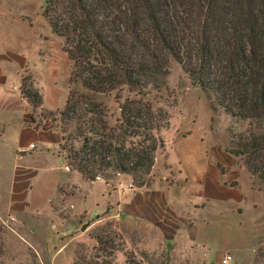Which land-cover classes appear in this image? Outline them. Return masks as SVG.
Masks as SVG:
<instances>
[{
  "label": "trees",
  "instance_id": "16d2710c",
  "mask_svg": "<svg viewBox=\"0 0 264 264\" xmlns=\"http://www.w3.org/2000/svg\"><path fill=\"white\" fill-rule=\"evenodd\" d=\"M41 16L62 39L70 89L56 112L40 109L29 75L19 90L32 127L59 123V149L73 172L90 182L109 172L132 182L150 173L168 117L141 97L164 84L174 62L229 118L224 152L241 160L254 190L264 188V0H44ZM76 83L88 94L72 89ZM122 88L139 98L120 102L115 94L118 117L109 126L93 95ZM68 139L72 146H64Z\"/></svg>",
  "mask_w": 264,
  "mask_h": 264
},
{
  "label": "crops",
  "instance_id": "0c3cea01",
  "mask_svg": "<svg viewBox=\"0 0 264 264\" xmlns=\"http://www.w3.org/2000/svg\"><path fill=\"white\" fill-rule=\"evenodd\" d=\"M43 3L0 0V192L11 216L49 213L64 164L60 133L29 124L19 90L29 75L40 109L56 112L70 89L71 63L41 16ZM245 171L215 146H164L149 184L133 187L129 176L115 174L116 190L96 216L132 222L139 240L169 248L184 263L220 264L229 255L232 264H264V188L254 190Z\"/></svg>",
  "mask_w": 264,
  "mask_h": 264
},
{
  "label": "rangeland",
  "instance_id": "374dc122",
  "mask_svg": "<svg viewBox=\"0 0 264 264\" xmlns=\"http://www.w3.org/2000/svg\"><path fill=\"white\" fill-rule=\"evenodd\" d=\"M72 89L88 94L79 83ZM115 94L120 102L139 98L125 88L108 95H93L94 101L105 109L104 119L109 126H114L118 117ZM141 99L148 101L152 109H161L167 114L168 125L158 133L164 146H215L224 152L227 129L231 125L229 118L220 110L210 108L203 94L191 85L176 63L170 62L164 84L158 89L147 87ZM59 127L56 122L39 130L50 128L59 132ZM66 128V135H72V124ZM64 144L72 146V141L65 140ZM34 146L38 148V144ZM58 153L64 164L59 171L60 186L55 187V194L48 202L49 213L11 216L5 209L4 193L0 192V264H189L179 256H170L169 248L149 247L145 240H139V232L133 230L132 222L104 218L102 214L96 216L111 199L108 192L116 190L115 174L109 172L108 178L98 174L97 181L101 183H92L73 173L65 165V153L60 149ZM244 174L247 177L246 171ZM149 175L134 181L148 183ZM129 178L130 185L136 187ZM82 226H85L83 231Z\"/></svg>",
  "mask_w": 264,
  "mask_h": 264
},
{
  "label": "built area",
  "instance_id": "2783aa9c",
  "mask_svg": "<svg viewBox=\"0 0 264 264\" xmlns=\"http://www.w3.org/2000/svg\"><path fill=\"white\" fill-rule=\"evenodd\" d=\"M51 122H42L41 125H39L38 128H44L46 126H48V124H50ZM29 149L32 150V149H35V146L34 145H30L29 146ZM64 169L67 170V167L64 165ZM95 180H99L98 177H95ZM128 188V187H127ZM231 258L229 255H224L221 260H220V264H227L228 262H230Z\"/></svg>",
  "mask_w": 264,
  "mask_h": 264
},
{
  "label": "water",
  "instance_id": "95a60500",
  "mask_svg": "<svg viewBox=\"0 0 264 264\" xmlns=\"http://www.w3.org/2000/svg\"><path fill=\"white\" fill-rule=\"evenodd\" d=\"M84 228H85V226H82L80 229L83 231V230H84Z\"/></svg>",
  "mask_w": 264,
  "mask_h": 264
}]
</instances>
